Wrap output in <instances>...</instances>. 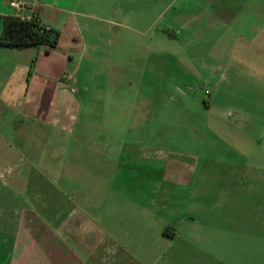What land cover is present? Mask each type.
I'll return each instance as SVG.
<instances>
[{"label": "rangeland", "instance_id": "374dc122", "mask_svg": "<svg viewBox=\"0 0 264 264\" xmlns=\"http://www.w3.org/2000/svg\"><path fill=\"white\" fill-rule=\"evenodd\" d=\"M204 5L85 0L84 37L99 49L88 51L92 61L76 60L75 133L50 132L54 143L46 145L33 131L22 151L48 156L42 193L49 202L61 195L66 217L94 219L129 246L136 263L264 264V49L239 44L236 28L209 27L217 19L204 17ZM21 126L2 114L0 149L21 153L13 138ZM86 139L92 145L80 142ZM79 151L85 177L58 180ZM71 186L96 193H77L76 202ZM13 196L1 189L2 218L14 214ZM33 196H16L17 217L43 216V200Z\"/></svg>", "mask_w": 264, "mask_h": 264}, {"label": "crops", "instance_id": "0c3cea01", "mask_svg": "<svg viewBox=\"0 0 264 264\" xmlns=\"http://www.w3.org/2000/svg\"><path fill=\"white\" fill-rule=\"evenodd\" d=\"M11 1L0 0V35L3 32L4 19L16 17L15 9L10 6ZM84 1L38 0L40 22L60 34V42L55 49L41 47L15 50L0 47V121L2 114L6 113L12 118L20 119L22 126L18 133L16 128L13 138L23 143L19 154L12 149H0V196L2 188L8 189L14 195L12 217H1L0 202V264H142L134 261L135 257L130 254L129 246L123 245L106 229L98 230L94 219L88 220L82 216L66 217V202L61 195L55 194V203L49 202L47 194L42 193V178L49 182L50 176L48 156L43 153H22L33 144V131L45 137L46 145L54 143L48 138L50 132L58 135L75 133L76 126L73 121L75 113L81 108L72 86V82L81 76L80 64L76 65V60L78 56L83 59L87 56L92 61L96 57L88 51L97 52L99 49V44L90 43L84 37L85 31L90 32V28L83 27L80 22V18L84 17L81 10ZM199 1L207 4L202 6L204 17L209 20L217 19L216 22L207 21L209 27L214 28L216 25L218 29L221 27L222 32L224 28H236V32L241 35L238 38L239 44L247 41L249 47L253 44L255 48L264 49V0ZM212 6L216 8L210 11ZM252 33L259 34V41L242 36ZM67 71L70 74L66 78ZM70 77L72 79L68 80ZM21 130L24 131L23 135ZM77 140L79 139H75ZM80 142L92 145V140L89 139ZM76 155L72 170L66 171L64 167L60 169L58 180L75 179L83 175H80L82 171L78 164L83 153L79 151ZM36 161H40L42 168L34 169ZM6 166L12 168L9 171L4 170L5 175L7 174L5 179L2 178L1 169ZM45 168L46 175L43 173ZM32 178H39L40 185L34 186ZM71 187L75 197L73 200H82L77 193L83 190L80 189L79 192L76 191L78 186ZM54 189L56 193L65 194L64 188L61 190L58 186ZM95 189H85L82 193L95 194ZM18 194H29L31 198H34V194L38 195L43 200L38 205L44 210L43 216L30 217L24 214L17 217L15 199ZM83 199H87V196ZM88 201L89 204L92 203L91 199ZM157 204V198L153 199L152 206ZM52 209L56 216L49 215ZM144 209L147 207L144 206ZM112 231L117 230L112 228Z\"/></svg>", "mask_w": 264, "mask_h": 264}, {"label": "trees", "instance_id": "16d2710c", "mask_svg": "<svg viewBox=\"0 0 264 264\" xmlns=\"http://www.w3.org/2000/svg\"><path fill=\"white\" fill-rule=\"evenodd\" d=\"M60 42V34L40 22L23 21L18 17L4 19L3 32L0 35V47L15 50L47 47L55 49Z\"/></svg>", "mask_w": 264, "mask_h": 264}, {"label": "built area", "instance_id": "2783aa9c", "mask_svg": "<svg viewBox=\"0 0 264 264\" xmlns=\"http://www.w3.org/2000/svg\"><path fill=\"white\" fill-rule=\"evenodd\" d=\"M10 6L15 9L16 17L23 21H38V0H12ZM70 77L68 80H71Z\"/></svg>", "mask_w": 264, "mask_h": 264}]
</instances>
